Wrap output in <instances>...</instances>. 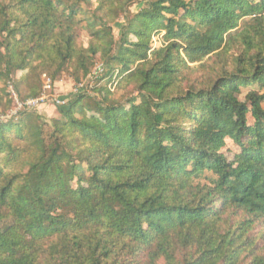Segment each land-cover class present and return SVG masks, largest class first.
<instances>
[{
	"label": "trees",
	"instance_id": "trees-1",
	"mask_svg": "<svg viewBox=\"0 0 264 264\" xmlns=\"http://www.w3.org/2000/svg\"><path fill=\"white\" fill-rule=\"evenodd\" d=\"M95 3L0 0V83L100 84L0 122V264H264V0Z\"/></svg>",
	"mask_w": 264,
	"mask_h": 264
},
{
	"label": "rangeland",
	"instance_id": "rangeland-1",
	"mask_svg": "<svg viewBox=\"0 0 264 264\" xmlns=\"http://www.w3.org/2000/svg\"><path fill=\"white\" fill-rule=\"evenodd\" d=\"M96 0H90V5L91 8L94 9L96 7ZM84 7V6H83ZM85 8V7H84ZM142 8V5H138V4H134L132 5V7L129 9L130 14H135L137 13L140 9ZM124 25V19L122 17H120L117 22L112 25V32H113V36L114 39L117 40L119 38V34H120V29L121 27ZM161 37L162 36H152L151 37V47L153 48H160L161 47ZM206 61V65L208 67L211 66H221L223 65V61L226 62V59L223 58H217L215 56H210L209 59H205ZM101 68V71H98L97 69ZM103 69V66L101 65V63H97V65L95 66V68L92 71V75L96 76L97 74L101 73ZM202 76L201 72H197L195 74H193L191 76V79H198ZM43 76H41V78H39V86L41 85V93L43 91ZM49 78V77H48ZM52 81V91H51V95L53 97L56 98H64V105L68 103V98L71 97V95H75L78 93V90H83L86 91L90 94H93L92 92V88L97 85L99 86L100 84L96 82H94L92 79H90V77L86 80L83 81L80 84H75L72 80V78L70 76L67 75H59L58 77H56L54 80ZM9 84L13 87V90L15 92L16 98L19 102H23L27 99H31V98H37L38 96H34V97H29L28 93V89L25 86V75L23 73H16L14 75H12V77H10L5 83H0V93H2V95L4 96V101H8L9 102V110L7 109V111L5 112L3 109L4 107H0V112H3V115L0 117H3V121L1 120L0 122L5 124L6 122H10L11 125L15 124L18 119H19V113L21 112H28V113H33L36 114L37 116H40L44 122L49 123L52 120L58 119L59 118V114H58V108L60 106H56L53 105L51 101H47L45 105L40 106L38 108L35 109H24V110H18L17 106L14 102V99L10 97V94L8 93V86ZM108 91L111 93L112 98L114 99H119L121 97H127L129 95H133V91L131 87H126V88H122L120 90H115V86L114 85H109L108 86ZM67 98V99H66ZM63 106V105H61ZM230 149H234L232 147V145L229 146ZM260 230L259 227H257L255 229V232H258ZM264 234V233H263Z\"/></svg>",
	"mask_w": 264,
	"mask_h": 264
},
{
	"label": "built area",
	"instance_id": "built-area-1",
	"mask_svg": "<svg viewBox=\"0 0 264 264\" xmlns=\"http://www.w3.org/2000/svg\"><path fill=\"white\" fill-rule=\"evenodd\" d=\"M100 69L101 68H98L97 70L101 71ZM42 79H43V91H42V93L37 98L27 99L23 102H19L17 100L15 92L13 90V87L9 84L8 93L10 94V97L14 99V102H15L18 110L35 109V108H38L40 106L45 105L47 101H51L52 104L56 105V106L64 105V100H61V98H59V97L58 98L53 97L51 95L52 86H53L51 79L45 75H43ZM79 91L80 90H78V92ZM3 119H4L3 117H0V121L1 120L3 121Z\"/></svg>",
	"mask_w": 264,
	"mask_h": 264
}]
</instances>
